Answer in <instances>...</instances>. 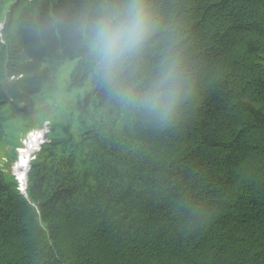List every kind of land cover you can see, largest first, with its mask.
Masks as SVG:
<instances>
[{"label":"trees","instance_id":"trees-1","mask_svg":"<svg viewBox=\"0 0 264 264\" xmlns=\"http://www.w3.org/2000/svg\"><path fill=\"white\" fill-rule=\"evenodd\" d=\"M101 2L0 0V264H264V0H146L154 30L117 79L88 50ZM69 60L76 96L41 110L24 194L11 162ZM165 65L171 111L129 104Z\"/></svg>","mask_w":264,"mask_h":264},{"label":"clouds","instance_id":"clouds-1","mask_svg":"<svg viewBox=\"0 0 264 264\" xmlns=\"http://www.w3.org/2000/svg\"><path fill=\"white\" fill-rule=\"evenodd\" d=\"M153 30L146 0H103L96 5L94 15L87 23L88 50L105 78L117 79L128 70L130 62L142 51ZM177 88L178 75L175 66L165 65L152 79L144 83L139 94L130 88L122 95L129 104L149 115H163L171 111L176 100ZM46 126L48 127V123ZM47 131L42 133L46 135ZM26 137L21 139L22 145L17 147V160L22 156L27 157L28 150L24 148L25 144L30 142L29 137L33 141L37 138L35 134H28V139ZM38 149L31 151L30 161L34 159ZM24 164L21 170L24 178L20 177L17 171L14 176L19 178L18 189L26 194L30 165L24 167ZM12 173L14 174L13 171Z\"/></svg>","mask_w":264,"mask_h":264},{"label":"rangeland","instance_id":"rangeland-1","mask_svg":"<svg viewBox=\"0 0 264 264\" xmlns=\"http://www.w3.org/2000/svg\"><path fill=\"white\" fill-rule=\"evenodd\" d=\"M1 28H2V24H0V29ZM72 65H73V61L69 60L66 64H64L63 66H60L59 74H58V76H56V79H57L56 82H54V83L50 82V81L44 82V84H43V95H44V102L45 103L38 104L37 105L38 106L37 109H35L33 111L31 119L33 118L34 121L32 122V125L35 126V127L31 128V130H39L41 133L44 132V131L49 130V127L46 126L47 125V121H43V116L39 117V115L41 113H43V112H41V110L45 109L43 107L45 105H47V103H48L47 101H49L52 97L58 96V97H60V99H62V100H57L58 101L57 105H58L59 111H61V109H63V106H64L66 101H74V98L76 96L74 93H72L71 91L66 90V88H65L64 89V96H63V93L60 91V88L64 87L65 85H67V83L69 82V72H70V69H71ZM13 80H14V78L12 76H9L8 79H7V82L13 81ZM5 85L6 84L4 83L3 86L5 87ZM63 99H65V101H63ZM9 100H12V98L8 99L6 101H9ZM23 103H25V101ZM2 104H3V102H0V107L2 106ZM64 108H65V106H64ZM60 116H62V114L59 115V116H56V117H60ZM16 117H17V115L14 113V110H13V113H11V115L9 116L8 119H15ZM7 123L10 124L17 132L18 131L19 132L23 131V127H22V124H21L20 120H17V121L11 120V121L7 122V119H6V120H4V126L5 127H6ZM44 127H46V128H44ZM31 130H29V131H31ZM29 131H27V133H26L27 137L25 135L26 139H28V132ZM50 131L51 130H49L46 133L47 138H49V136H50ZM30 135H33V132ZM16 157H17V151H16L15 159H13V161L11 162L10 168H9V170L13 171L14 174H15V171H16L17 167H21L22 166V165L18 166L16 161H18L19 159L17 160Z\"/></svg>","mask_w":264,"mask_h":264},{"label":"bare ground","instance_id":"bare-ground-1","mask_svg":"<svg viewBox=\"0 0 264 264\" xmlns=\"http://www.w3.org/2000/svg\"><path fill=\"white\" fill-rule=\"evenodd\" d=\"M38 141H39V139L37 140L36 143L34 141H31V145L33 146L34 144H36L35 146H37ZM25 162H27V157L26 156H22L21 159L19 160V162L17 164L19 166V165H23V163H25ZM21 170H22V166L16 169V171L20 174L19 176L24 178L23 173L21 172Z\"/></svg>","mask_w":264,"mask_h":264}]
</instances>
